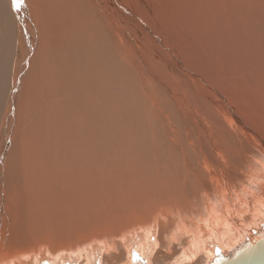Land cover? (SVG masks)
I'll list each match as a JSON object with an SVG mask.
<instances>
[{"label": "bare ground", "instance_id": "1", "mask_svg": "<svg viewBox=\"0 0 264 264\" xmlns=\"http://www.w3.org/2000/svg\"><path fill=\"white\" fill-rule=\"evenodd\" d=\"M30 1L0 0V99H9L0 121V264H46L45 245L58 248L52 264L120 260L108 238L59 252L131 220L148 225L121 236L125 264H156L160 227L170 230L168 244L182 245L173 264L207 262L258 231L264 41L255 35L264 34V0H164L182 29L172 34L194 43L176 55L141 18L138 0ZM198 44L202 67L214 57L228 76L195 69Z\"/></svg>", "mask_w": 264, "mask_h": 264}, {"label": "rangeland", "instance_id": "2", "mask_svg": "<svg viewBox=\"0 0 264 264\" xmlns=\"http://www.w3.org/2000/svg\"><path fill=\"white\" fill-rule=\"evenodd\" d=\"M139 1V3H140V5L138 6V13L140 14V16H141V18L146 22V24H147V18H145L146 16H148L150 19H151V21H152V23H153V25H154V27H155V29L157 30V32L159 33V35L161 36V37H163V38H168V39H170L171 41H172V43L174 44V47H173V49H171V51L173 52V54L174 55H176V54H180L181 52H182V50L183 49H185V48H187V47H189V46H191V45H193L194 43L192 42V41H188V40H186L185 39V35L183 34V33H177V34H172L173 33V31L174 30H176V31H181L182 29H181V26H180V24L177 22L178 21V14L177 13H174L173 14V12L170 10V8L169 7H167V6H165V1L164 0H138ZM27 4L29 5V6H31V1L30 0H27ZM177 20V21H176ZM135 27V26H134ZM134 27H132L130 30H129V35L128 36H131L130 34L132 33V35L135 37L136 36V34H134L133 33V31H136L135 29H134ZM260 33V34H259ZM258 34H256L255 36L256 37H259V39H262V41H264V34L262 33V32H259ZM153 34H155L157 37H158V35H157V33L156 32H153ZM132 36V37H133ZM142 37V36H141ZM240 38L237 40V41H239L241 38H244L246 41H248L249 40V34L248 35H245V36H243V35H240L239 36ZM117 40H118V42H119V44L122 46V44H123V42L117 37ZM135 42L136 43H138V44H140V45H144V43H139L138 42V40L137 39H135ZM146 46V45H145ZM201 48V46L198 44V49L196 48L195 50H194V53L195 54H197L196 55V59L197 60H195L194 61V67H195V69H197V70H200V71H203L205 74H207L208 76H209V78L210 79H212V80H218V79H221L222 77H226V76H228V75H226L225 73H226V71L227 70H231L230 69V66L227 64V63H225V62H221V61H217L214 57H212V66H210V67H208V68H204V67H202V64H201V61L200 60H198V59H200L201 58V56H198L199 54H198V50ZM194 49V48H193ZM131 51L134 53L136 50L133 48V46L131 45ZM211 52V55H212V51H210ZM179 58V57H178ZM21 60V53L19 52L18 53V56L17 57H15L14 58V61H15V63L16 64H18L19 63V61ZM137 61V60H136ZM150 63H151V65H154L153 64V62H152V60H150ZM34 67V66H33ZM32 67V68H33ZM33 70H34V72H35V68H33ZM186 70V72H187V79L188 80H190V81H192L193 80V78H192V76H191V73H190V71L189 70H187V69H185ZM34 72L32 71V75L34 74ZM231 74H232V72H231ZM13 74L11 75V79H10V86H9V95L11 94V88H12V84H13ZM28 78H29V76H28ZM28 81H29V79H28ZM28 88H29V85H28ZM4 100V108H3V110L1 109V111H0V121H1V116H2V112H3V114H4V112H5V108L7 107V105H8V103H9V99L8 98H1L0 99V101L1 100ZM23 116H24V114H23ZM22 116V117H23ZM24 118V117H23ZM24 120V119H23ZM24 121H22V123H23ZM263 122V124H264V121H262ZM263 124H261V125H263ZM262 129V130H261ZM260 130L261 131H263L264 130V126L263 127H261L260 128ZM261 131H259L258 130V132L259 133H261ZM118 132H120V133H122L121 131H118ZM264 132V131H263ZM262 132V133H263ZM243 135H245V134H243ZM14 143H16V142H14ZM255 146H257L256 147V152L258 151V152H264V149L261 147V145L260 144H255ZM258 147H260V149L258 148ZM261 149L263 150V151H261ZM257 152V153H258ZM250 157L252 158V156L250 155ZM239 160H240V162H242L241 161V158L239 157ZM239 162V163H240ZM238 163V165H237V174H240V171H241V169H242V166H240V164ZM238 166L239 167H241V168H238ZM262 170H263V173H264V164H263V166H262ZM264 176V175H263ZM242 177V176H241ZM217 178L218 179H221V176H220V173L219 172H217ZM261 178V177H260ZM232 191H235V190H233V189H231ZM219 191L220 192H222V189H219ZM253 193H256V192H253ZM205 207V205H202L201 206V213L203 212V210L205 209L204 208ZM219 209H221V208H219ZM225 211V210H224ZM158 214H156V215H154V216H157ZM159 216V215H158ZM167 219H164V218H162V219H157V221H158V226H160V223H161V221L162 222H164V221H166ZM131 224H130V228H129V225L128 226H125L123 229H121V230H116V229H114V232H104V236H106L107 235V237H101V236H95V237H93V238H90L89 236H88V238L87 239H83L82 241H80V243L78 244V243H76L75 244V241L77 242V240H74V241H72L71 242V245H69V243L67 244V242L64 244V246H62V247H60L63 251H60L59 253L61 254L62 252H63V254L64 253H66V254H69V253H71L73 250H76L77 248H79V247H84V246H86V245H88V244H91L92 243V239H94V238H97V241H98V239H100V240H102L103 238H108V241L109 242H111V243H113L114 244V247H118V249H119V253L121 254V259L120 260H117V259H115V258H118V256H114L113 254H111V256L113 257L111 260H109V261H106L105 262V256H103V254H102V256H101V261H100V263L99 264H120V262L121 263H123L122 261H124V259H125V255L123 256V248H124V246H123V244H122V242L124 241L123 239H121V238H123V237H121V236H123L124 234H127L130 230H132V229H134L135 227H137V226H140V227H142V226H145V225H148V224H145L144 223V221H129ZM126 223V222H125ZM137 224V225H136ZM143 224H145V225H143ZM134 225H136V226H134ZM172 226H173V223L171 224ZM117 226V225H116ZM115 226V227H116ZM11 229H12V226H11ZM160 229H161V227L159 228V230L158 229H156V231H157V235L159 236L160 234H162V242L160 243V245H159V247H158V249L155 251V253H154V258H156L157 259V262H156V264H173V262H174V259L175 258H177V256L179 255V254H181V247H182V245H178V244H168L167 243V237H168V234H169V232H170V230H168V231H163L162 229H161V231H160ZM13 230V229H12ZM12 230H11V234H12ZM112 230V229H111ZM160 232V233H159ZM101 237V238H100ZM122 240V242H121V240ZM79 240V239H78ZM94 240H96V239H94ZM79 242V241H78ZM183 244V243H182ZM170 245H175V248H174V251H173V254H172V256H169V257H167V258H162L161 257V253H160V251L164 248V247H168V246H170ZM42 246V245H41ZM45 247H46V250L48 249V253H47V255L45 256L47 259H46V264H52V261H53V258L55 257V255L54 254H56V250L58 249V248H53V249H51L50 248V246H48V245H45ZM45 247H43L42 246V248H41V250H44L43 248H45ZM29 249H33L34 250V252L35 253H33V256H31L33 259L36 257V255L37 254H40L39 252H37V247H36V245H30L29 247H28ZM72 250V251H71ZM18 251V250H17ZM23 250H21V252H22ZM5 252V250L2 248V245H0V258L6 253H4ZM9 252H12V251H9ZM19 253V257L23 254V253ZM37 253V254H36ZM42 253H44V252H42ZM45 253H46V251H45ZM34 254H36L35 256H34ZM8 255H10L9 253H8ZM52 255V256H51ZM65 255V254H64ZM38 256V255H37ZM16 261H15V263H13V264H19V261L20 260H17V259H15ZM66 260H70V259H68V258H66ZM205 260L204 259H199L197 262H195L194 264H205L206 263V261L204 262ZM33 264H40V263H37V262H32ZM72 263V262H71ZM78 264H80L79 262H78ZM123 264H125V263H123Z\"/></svg>", "mask_w": 264, "mask_h": 264}, {"label": "water", "instance_id": "3", "mask_svg": "<svg viewBox=\"0 0 264 264\" xmlns=\"http://www.w3.org/2000/svg\"><path fill=\"white\" fill-rule=\"evenodd\" d=\"M205 264H264V222L258 231L232 245L225 253L215 254Z\"/></svg>", "mask_w": 264, "mask_h": 264}, {"label": "snow or ice", "instance_id": "4", "mask_svg": "<svg viewBox=\"0 0 264 264\" xmlns=\"http://www.w3.org/2000/svg\"><path fill=\"white\" fill-rule=\"evenodd\" d=\"M21 3V0H13L14 5H19Z\"/></svg>", "mask_w": 264, "mask_h": 264}]
</instances>
